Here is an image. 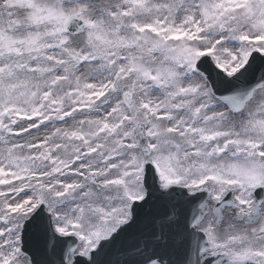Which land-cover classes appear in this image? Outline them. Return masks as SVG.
I'll return each mask as SVG.
<instances>
[{
  "label": "snow or ice",
  "instance_id": "obj_1",
  "mask_svg": "<svg viewBox=\"0 0 264 264\" xmlns=\"http://www.w3.org/2000/svg\"><path fill=\"white\" fill-rule=\"evenodd\" d=\"M258 59L264 0H0V264H264Z\"/></svg>",
  "mask_w": 264,
  "mask_h": 264
},
{
  "label": "water",
  "instance_id": "obj_2",
  "mask_svg": "<svg viewBox=\"0 0 264 264\" xmlns=\"http://www.w3.org/2000/svg\"><path fill=\"white\" fill-rule=\"evenodd\" d=\"M33 242H35V241H33Z\"/></svg>",
  "mask_w": 264,
  "mask_h": 264
}]
</instances>
